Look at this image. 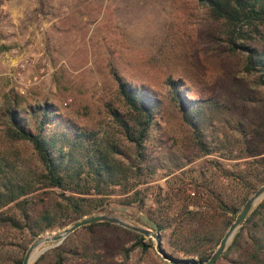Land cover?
Returning a JSON list of instances; mask_svg holds the SVG:
<instances>
[{
    "label": "rangeland",
    "instance_id": "rangeland-1",
    "mask_svg": "<svg viewBox=\"0 0 264 264\" xmlns=\"http://www.w3.org/2000/svg\"><path fill=\"white\" fill-rule=\"evenodd\" d=\"M244 56L231 52L221 22L199 0H0V156L14 164L13 175L39 170L31 144L9 139L3 131L9 107H16L26 126L38 131L42 115L33 108L48 104L51 117L44 136L68 132L76 140L77 132L92 133L90 141L82 139L83 146L74 150L76 156L96 138L106 137L121 152L116 158L125 164L136 161L115 119L128 112L117 74L157 100L146 148L151 172L142 164L135 174L145 182L124 195L115 187L106 210L92 214H115L157 232L152 222L165 223L164 210L171 219V226L159 233L165 251L176 257L209 258L235 219L233 212L264 182V104L251 100L259 91L254 77L242 69ZM169 78L187 96L216 103L212 122L202 128L208 153L171 98ZM134 190H139L134 201L127 202ZM58 192L47 188L34 193L37 208L53 214L41 222L52 227L38 236L78 220L70 212L57 211ZM189 196L202 199L195 205ZM214 197L228 210H216ZM184 208L206 211L209 219L189 225ZM77 230L71 244L85 243L90 235ZM35 238L26 229L0 227V245L7 246L9 255L4 264ZM110 242L129 247L134 241L117 235ZM240 243L241 249L228 251L214 264H262L245 232ZM151 244L146 251L136 248L126 259L115 248L106 254L113 255L114 264H170L152 239ZM38 264L52 263L47 257ZM66 264L100 263L76 257Z\"/></svg>",
    "mask_w": 264,
    "mask_h": 264
},
{
    "label": "trees",
    "instance_id": "trees-1",
    "mask_svg": "<svg viewBox=\"0 0 264 264\" xmlns=\"http://www.w3.org/2000/svg\"><path fill=\"white\" fill-rule=\"evenodd\" d=\"M208 6L211 17L221 22L224 28L225 41L231 52L244 53L242 63L243 71L254 77V86L259 93L251 100H259L264 104V0H199ZM118 82V90L124 99L127 113L123 116L115 115L118 126L134 150V158L125 164L115 154H120L115 142L106 137L96 138L90 145H86L84 153L76 156L74 150L80 148L82 139L90 141L92 133L77 132L76 140L68 136V132L46 137L43 135L44 124L49 120L51 114L49 105H39L33 111L41 113L38 121V131L33 132L26 126L18 115L16 107H9L6 112V124L4 135L13 140H24L31 144L39 163V170H31L25 175L14 174L15 166L4 156H0V227L15 229H26L33 239L52 226H41L42 221L52 219L53 214L48 208L38 209V202L35 200L37 191L47 188L60 190L56 193L59 198V209L67 211L76 217V220L95 212L106 210L107 198L116 194L115 187L118 186L119 194L124 195L145 182L136 171L144 165L145 170L150 168L146 163L147 142L150 139L154 128V108L156 99L148 96L144 91L130 87L120 76L114 74ZM171 90V98L179 105L182 117L192 129L197 143L204 147L202 128L205 123H211L214 116L213 109L217 108L216 103L187 96L180 90L175 80L168 79ZM209 110L208 113L205 112ZM116 114V113H115ZM61 135V136H60ZM60 136V137H59ZM205 148V147H204ZM205 153L209 148L203 150ZM143 164V165H142ZM148 168V169H147ZM151 172V171H150ZM150 172L146 174L149 175ZM141 174V173H140ZM54 190H44L49 194ZM139 190H134L127 198V202L134 201L133 197ZM31 195V196H30ZM30 196V197H29ZM193 204H197L202 197H190ZM185 199H183L184 201ZM216 210H228L226 205L217 197ZM12 204L11 207L6 206ZM5 208V209H4ZM12 211H15L12 212ZM188 214L189 225H195L199 220L208 218V212L192 211L183 209ZM240 211V210H239ZM239 211H234L237 214ZM165 213V223L153 221L154 229L160 233L171 226L169 214ZM94 228H101L102 232H94ZM90 236L85 243L71 244L73 236H68L60 245L51 248L41 254L33 264H38L50 258L52 264H66L72 258L86 257L94 259L100 264H114L107 255L115 248L121 253L124 259L136 248L146 251L150 247L151 239L135 233L129 229L110 222H93L82 226ZM245 232L255 250V258L264 264V197L247 214L242 226L227 245L221 256H225L230 250L242 248L240 237ZM128 235L134 241L129 247L119 244H111L110 237ZM89 244L91 246H89ZM184 253L188 251L184 250ZM25 249L20 256L12 259L7 264H21ZM106 262V259H109ZM9 259L6 245H0V264ZM200 260H206L202 255Z\"/></svg>",
    "mask_w": 264,
    "mask_h": 264
},
{
    "label": "water",
    "instance_id": "water-1",
    "mask_svg": "<svg viewBox=\"0 0 264 264\" xmlns=\"http://www.w3.org/2000/svg\"><path fill=\"white\" fill-rule=\"evenodd\" d=\"M264 197V182L247 198L240 212L237 213L233 222L222 236L218 246L211 256L206 260H200L194 257H176L166 252L162 247L161 237L158 232H154L149 228H145L136 224H132L127 220L111 213H96L87 215L73 222L70 226L58 230L56 232L47 233L36 237L27 247L21 264H32L45 251L60 245L70 234L77 229L93 222H110L129 229L135 233L141 234L147 238H151L155 242L157 253L170 264H214L216 260L223 254L228 243L235 235L238 228L243 224L249 211L258 204Z\"/></svg>",
    "mask_w": 264,
    "mask_h": 264
}]
</instances>
